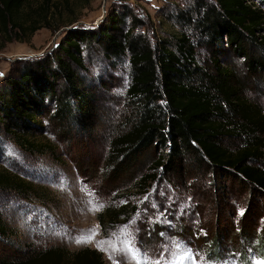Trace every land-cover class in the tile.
<instances>
[{"label": "trees", "instance_id": "1", "mask_svg": "<svg viewBox=\"0 0 264 264\" xmlns=\"http://www.w3.org/2000/svg\"><path fill=\"white\" fill-rule=\"evenodd\" d=\"M28 2L0 0V36L5 42L23 40L43 26L51 28L52 8L61 7L53 0H42L36 16L30 10L25 12ZM200 9L196 17H184L200 34L199 43L183 33L176 37L174 49L167 40L153 46L134 28L126 31L118 13L108 16L98 28L68 31L56 53L28 61L19 76L0 89V125L42 152L48 147L29 141L24 130L28 124L40 128L41 118L48 121L44 130L91 137L99 129L96 116L101 89L109 86L107 82L88 83L79 73L86 70L82 44L98 43L108 57L129 53L132 82L126 93V110L109 140L103 168L113 171L118 180L136 167L148 149L166 146L168 152L153 162L152 171L131 185L133 194L148 192L165 173L201 178L204 184L197 190L207 187L216 194L223 184H241L249 191V199L238 230L232 222L223 226L220 220L213 237L198 232L194 236L205 243L206 262L223 264L235 257L239 264H253L250 253L264 259V110L244 95V83L236 79L233 67L223 65L218 57L212 59V71L199 65L197 48L234 53L242 59L250 79L260 80L264 76V0H213ZM8 176L0 173V182L13 180L15 186L25 187L22 179ZM136 211L135 205L126 204L107 209L99 219L108 216L116 221ZM183 224L180 226L188 228ZM7 233L0 212V238L5 239ZM230 233L237 237L228 239ZM0 264L106 262L94 248L68 251L49 247Z\"/></svg>", "mask_w": 264, "mask_h": 264}, {"label": "rangeland", "instance_id": "2", "mask_svg": "<svg viewBox=\"0 0 264 264\" xmlns=\"http://www.w3.org/2000/svg\"><path fill=\"white\" fill-rule=\"evenodd\" d=\"M53 2L61 3V7L52 8L51 28L43 26L23 40L5 42L0 36V89L8 80L16 79L28 61H38L43 55L56 53L68 31L98 28L114 13L122 17L126 31L134 28L135 33L142 34L153 46L167 40L168 47L174 49L176 37L183 33L199 43L200 34L184 17H196L202 10L200 7L213 0ZM41 5L42 0H29L24 9L38 16ZM24 17H28L26 13ZM82 47L86 70L79 72L81 76L88 83L106 85L107 82L109 86L101 89L97 132L87 138L74 133L66 135L63 131L59 134L53 130L54 133L44 130L48 121L41 118L37 123L40 128L28 124V130H24L29 141L48 147L42 152L22 143L11 128L0 125V173L22 179L25 186L17 187L13 180L0 182V212L8 231L5 241L0 238V263L18 260L30 250L53 247L76 251L90 247L103 254L106 264L116 261L119 264H144L140 256L132 258L136 254L131 241L151 262L160 260L163 264L174 252L182 254L184 249H190L192 259L184 264H202L205 243L194 236V232L213 237L220 220L224 222L223 226L232 222L238 230L249 191L239 183L228 184V187L222 183L224 187L219 188V194L213 189L207 191V187L203 191L197 190L204 184L201 178L195 180L165 173L148 192L133 194L131 185L144 173L152 171L153 162L160 154L168 152L166 146L148 149L126 177L116 180L114 172L107 171L102 165L112 133L126 110V93L132 82L130 54L105 56L101 46L92 41L83 42ZM197 53L199 65L208 71L213 70L214 57H218L223 65L233 67L236 79L244 83V95L264 110L263 75L260 80H251L242 59L232 52L219 50L216 54L213 49L198 46ZM126 204L137 207L129 218L122 216L114 221L104 216L100 221V215L107 209L117 210ZM224 214L225 218H222ZM183 221L188 228L180 226ZM203 225H206L204 230ZM230 237L237 236L230 233L228 239ZM234 258L230 257L229 264H239ZM249 258L253 264L262 260L254 253H250Z\"/></svg>", "mask_w": 264, "mask_h": 264}, {"label": "snow or ice", "instance_id": "3", "mask_svg": "<svg viewBox=\"0 0 264 264\" xmlns=\"http://www.w3.org/2000/svg\"><path fill=\"white\" fill-rule=\"evenodd\" d=\"M78 242H80V241H78ZM122 243H123V241H122ZM129 243L132 246V250H134L135 254H136L135 256L132 257L133 259H135L136 256H140L143 259L144 264H161L160 260L151 262L150 258L147 256L146 253L141 254L139 252V249L135 248L134 242L130 241ZM124 250H125V252H127L128 248L126 247ZM191 259H192L191 250L190 249H184L182 254H177L174 252L168 260L163 261V264H184L185 261L190 262ZM114 264H119V262L116 261V262H114ZM202 264H207V262L204 261L203 258H202ZM212 264H217V262H212ZM223 264H229V262L225 261V262H223ZM258 264H264V259L259 261Z\"/></svg>", "mask_w": 264, "mask_h": 264}]
</instances>
